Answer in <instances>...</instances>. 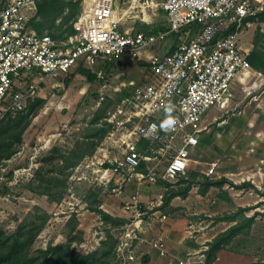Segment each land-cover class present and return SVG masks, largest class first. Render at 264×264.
<instances>
[{
	"label": "built area",
	"instance_id": "built-area-1",
	"mask_svg": "<svg viewBox=\"0 0 264 264\" xmlns=\"http://www.w3.org/2000/svg\"><path fill=\"white\" fill-rule=\"evenodd\" d=\"M36 2H0V119L24 111L48 80L66 77L74 68L87 69L101 81L108 67L123 61L147 66L149 78L123 85L125 95L104 119L111 151L99 149L100 158L85 157L70 175L74 180L82 167L89 169L88 178L81 174L77 180L84 178L111 197L134 185L121 203L127 222L113 230L112 264H135L143 223L148 227L167 218L161 212L163 195L141 202V188L159 181L175 188L179 179L187 180L200 121L210 109L227 106L235 79L248 80V95L264 88V75L252 70L249 51L238 43L240 33L253 23L249 19L264 12V0H83L75 33L60 42L47 31L38 34L29 28L27 13L36 10ZM154 9L164 15L166 30L135 29L137 21L150 24L147 13ZM215 169L211 164L206 176H214ZM201 224L190 222L188 237L203 230ZM151 247L164 264L204 263L203 254L196 262L195 255L170 253L162 234Z\"/></svg>",
	"mask_w": 264,
	"mask_h": 264
},
{
	"label": "rangeland",
	"instance_id": "rangeland-1",
	"mask_svg": "<svg viewBox=\"0 0 264 264\" xmlns=\"http://www.w3.org/2000/svg\"><path fill=\"white\" fill-rule=\"evenodd\" d=\"M4 1L0 0L1 3ZM61 1L66 4L70 3L69 0ZM67 15L68 12L65 10L61 18L67 17ZM147 15L150 17V24L144 26L137 21L134 24L135 29L166 26L164 15L160 10L154 9L153 12L149 11ZM27 17L30 23L31 21H35V23L42 21L36 16V10L28 12ZM60 19L55 21L51 28H46L45 31L53 34L61 24ZM129 26L133 25L125 24V27ZM64 28L62 29L64 30ZM172 42L173 39L170 38L167 43L169 45ZM238 43L249 53H254V57L263 55L264 23L254 21L250 27L245 28L240 33ZM256 61L258 62V60ZM148 73L144 62L123 61L108 67L105 79L101 81L90 82L78 74L74 68L66 77L60 76L48 80L41 87L37 98L34 100H42V106L31 116L30 125L22 136V143L17 148V152L0 165V226L5 231L12 232L17 224L33 211L34 207H38L46 212L49 218L34 243L35 249L45 248L49 242L54 244L66 242L68 223L72 217L75 219L77 230L83 233L81 244L73 245V247L83 253L93 251L98 247L104 238V227L97 215L87 210L84 201L87 191L89 189L98 191L100 207L109 213L116 214L122 207L121 203L127 201V196L133 193L134 189L129 186V190L127 188L125 194L119 197H111L108 192L97 188V186H91L86 179L77 180L81 174L87 178L91 174L90 170L84 167H82L81 172L75 174L73 180L70 178L73 173L72 169L60 174L59 170L62 167L60 155H67L78 143L92 141L91 139L86 140L85 136L90 129L101 127L102 123L105 122L104 119L108 113L120 101L122 94L126 93L124 91L126 88L123 85H127L130 81L144 82L145 79L149 78ZM106 100L110 103L103 115L104 118L99 124L92 126L90 122L93 115L99 104ZM11 115L14 116L15 114ZM108 133L96 145L93 154L97 158L102 155V151L99 149L107 148L108 153L111 151L109 141L105 139ZM93 141L96 140L93 139ZM112 151L114 152V149ZM57 179L65 181L64 186L57 183ZM157 186L159 185L142 187L143 192L140 191L139 193L141 199L145 202L155 201L161 193L151 191V189L152 187L157 188ZM205 200L193 198L187 205L191 209L190 211L196 209L200 212L199 216L196 217L189 215L187 208L180 206L181 202L178 200L175 202L174 208L167 207L162 211L166 216L182 223L181 235L185 234L190 222L202 223L201 227L207 226L203 231L201 230L202 232H196L192 235L193 237L201 236L200 241H205L204 245L213 235L228 226V223L219 224L222 221L218 219L223 213L207 216L218 211V209L217 205L212 203L211 197ZM107 211L105 212L108 213ZM144 220H147L146 217ZM143 225L146 226L145 223ZM112 232L113 234L116 233L115 231ZM149 239L153 240V237H149ZM183 241L187 242L189 239L187 241L183 239ZM223 252V256L257 257L255 263L252 264L264 263V230L258 229V226L251 228L247 236L238 237Z\"/></svg>",
	"mask_w": 264,
	"mask_h": 264
},
{
	"label": "crops",
	"instance_id": "crops-1",
	"mask_svg": "<svg viewBox=\"0 0 264 264\" xmlns=\"http://www.w3.org/2000/svg\"><path fill=\"white\" fill-rule=\"evenodd\" d=\"M254 56V53H249L248 58H254ZM253 62L256 67L251 66L252 70L264 75V54L255 57ZM248 85V80L242 83L238 78L235 79L231 87L232 97L227 106L212 108L203 115L200 121L198 144L189 151L187 180L193 181L191 190L184 199L179 197L172 199L168 207L174 208L178 200L181 202L180 206L187 208L189 215L196 217L200 212L196 209L190 211L187 205L193 198L205 200L211 197L218 211L212 212L211 215H207L208 217L222 213L229 215L238 209H247L244 216H254L252 229L258 226V229L264 230V88L259 93L248 95ZM213 163L216 164V174L207 177L206 171ZM204 177L212 183L221 180H226L227 183H224L221 188L212 185L205 194H201L199 187ZM130 187L135 190L134 185ZM140 191L143 192V190ZM151 191H159L164 195L166 189L157 186V188L152 187ZM140 201L145 202L141 197ZM108 214L127 219V214L121 209L116 214L109 212ZM166 217L165 222L156 221L148 227H143V242L137 244L135 264H164L151 247V242L159 234L165 236L166 248L170 253L179 258L196 255L193 260L201 262L202 250L206 246L205 241H200L201 236L193 237L194 239L188 237L187 231L181 235L182 223H178L179 220H173L169 216ZM225 223L219 222V224ZM232 225L234 223H228V226L219 233ZM206 227L202 226L203 230ZM219 233L213 235L207 242ZM149 237H153V240ZM183 239L186 241L189 239V241L184 242ZM223 251L217 253L214 264H252L257 259V257L245 255L223 256Z\"/></svg>",
	"mask_w": 264,
	"mask_h": 264
},
{
	"label": "trees",
	"instance_id": "trees-1",
	"mask_svg": "<svg viewBox=\"0 0 264 264\" xmlns=\"http://www.w3.org/2000/svg\"><path fill=\"white\" fill-rule=\"evenodd\" d=\"M70 3H63L61 0H40L36 2V16L42 21L28 22V26L36 33L42 34L46 28L52 25L62 17L65 10L68 12L67 17L61 18V24L57 27L53 34L48 33L54 41L60 42L72 36L75 33V21L80 12V5L83 0H69ZM264 22V12L249 21ZM65 27V28H64ZM64 28V30L62 29ZM63 30V31H62ZM149 32L158 30H166V26L149 27ZM47 31V30H46ZM229 31H232L229 30ZM48 32V31H47ZM255 58V57H254ZM254 58H248L252 67H256L253 62ZM76 72L85 77L88 81H95V77L89 70L78 67ZM125 95L122 94L121 98ZM120 98V99H121ZM43 101L40 99L29 102L26 109L16 113L14 116L7 114L0 119V165L9 160L17 152V148L22 143V136L29 127L31 116L36 113L42 106ZM110 101H104L92 117L90 124L95 126L103 119L104 113L107 111ZM109 125L105 122L101 127L90 129L85 136L86 143H78L76 147L67 155H60L61 165L60 174L64 171L73 169L82 159L90 156L95 151L96 145L106 136L109 131ZM95 139L96 141H93ZM68 176V175H67ZM194 180V179H193ZM64 186L65 181H56ZM226 180L212 183L208 178H203L200 183V193L205 192L210 186L215 185L221 188ZM193 181L179 179L177 186L170 188V185L164 182H158L157 185L166 189L163 195L164 210L169 206L172 199L179 197L184 199L191 190ZM49 186H51L49 184ZM49 191V190H47ZM46 191V193H48ZM87 210L96 214L104 227V238L100 241L97 248L93 251L83 253L77 251L73 245H79L82 242L83 233L78 231L75 225L74 217L68 223V234L66 242L54 244L49 242L45 248H34V243L48 222L49 215L38 207H34L25 219L20 221L12 232L5 231L0 226V264H112L115 256L116 239L113 230L119 229L127 219L113 217L100 208L99 193L96 190L89 189L84 197ZM247 209H238L236 212L224 215L219 221L226 223H234L225 231L216 235L210 242L206 244L207 249L202 253L204 256L203 264H214L217 253L231 246V244L240 236H247L254 224V216L245 217L244 212ZM264 264V263H256Z\"/></svg>",
	"mask_w": 264,
	"mask_h": 264
}]
</instances>
